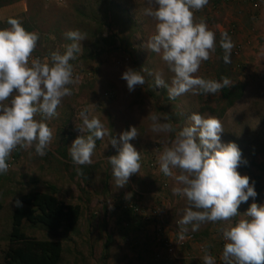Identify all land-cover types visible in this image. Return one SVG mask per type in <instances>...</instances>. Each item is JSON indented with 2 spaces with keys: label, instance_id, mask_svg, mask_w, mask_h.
Instances as JSON below:
<instances>
[{
  "label": "rangeland",
  "instance_id": "1",
  "mask_svg": "<svg viewBox=\"0 0 264 264\" xmlns=\"http://www.w3.org/2000/svg\"><path fill=\"white\" fill-rule=\"evenodd\" d=\"M213 1L209 0L203 9L194 11L195 22L203 18L216 35L215 52L211 53L209 60L202 62L195 75L211 80H217V75H221L228 77L231 85L244 88L240 100L222 117H218L224 107L219 92L204 94L197 89L196 94L189 92L169 99L166 88L155 86L157 72L169 85L174 74L161 55L147 48V40L155 33L156 24L153 18L145 15L147 0H28L33 8L27 15L30 7L24 13L19 8L13 10L10 18L24 21L31 20V16L38 24L34 27L40 39L33 58L43 59L57 50L63 54L64 46L72 43L64 35L70 30H78L85 40L80 42L81 50L75 54L76 59L70 61L74 77H78V82L69 86L72 95L63 98L57 108L58 115L47 121L54 133L47 154L43 157L37 155L34 145L27 149L17 148L8 160L7 173L0 174V256L5 247L4 238L10 231V217L15 207L13 197L31 190L43 192L52 186L57 189L59 199L82 209L77 232L71 234L65 243L67 251L61 264H139L131 253L135 255L139 246L148 240L138 241L131 233L142 236L147 225L136 224L137 218L123 213L122 206L135 203L148 211L154 207L164 208L167 202L170 220L175 222L182 218L187 200L173 193V188L181 187L175 180L180 171L173 169L172 177L165 176L160 171L159 156L165 144H170L177 132L190 123L188 117L192 113L212 115L221 121L224 129L221 142L236 143L242 151V160L247 161L241 163L238 172L249 176L250 183L259 186L257 182L264 177L261 125L264 122V0H257L256 7L250 5L253 18L244 22L242 31L238 27L234 35H229L234 44L229 64L223 62L222 33L218 32L219 26L226 25V17L224 14L215 16L227 7L220 4L215 7ZM109 3L115 6L111 7ZM237 44L242 50L234 56ZM126 68L148 70L142 73L145 84L133 92L128 91L126 82L121 79ZM84 109L88 110L89 119L99 118L110 135L97 140L92 163L83 165L90 168L87 171L78 169V172L76 169L81 165L73 163L68 150L77 136L89 134L80 116ZM152 115L159 117L160 123L172 124L174 131H152ZM34 118L40 120L43 116L38 113ZM130 126L137 127L139 133L131 143L140 151L142 166L124 187H117L107 159L117 154L110 139L112 136L118 138ZM60 153H64L65 158H61ZM15 154L18 157L13 159ZM81 172L84 174L83 183L79 179ZM261 182L264 185V181ZM251 202L254 201L249 198L245 204L248 206ZM237 219L206 222L195 232L191 231V225L188 228L198 239L206 232L208 234L212 224H221L220 231L234 225ZM28 234L50 239L41 230ZM108 237L111 242L107 246Z\"/></svg>",
  "mask_w": 264,
  "mask_h": 264
},
{
  "label": "clouds",
  "instance_id": "2",
  "mask_svg": "<svg viewBox=\"0 0 264 264\" xmlns=\"http://www.w3.org/2000/svg\"><path fill=\"white\" fill-rule=\"evenodd\" d=\"M147 3L145 15L156 21L147 48L161 55L174 74L169 85L157 72L156 87L166 88L169 99H175L189 92L196 94L197 89L214 94L231 85L228 77L222 76L217 81L195 75L216 49L215 33L203 18L199 22L194 19V10L203 9L209 0H147ZM7 23L9 27L0 29V174L7 173L8 160L17 148L34 145L37 155L47 154L54 138L47 121L58 115L63 98L72 95L69 86L77 83L78 77H74L70 61L76 59L80 42L85 40L78 30H70L64 35L72 43L64 46L63 54L57 50L43 59L33 58L40 34L27 31L18 18H10ZM220 47L225 53L223 62L231 63L234 44L227 32L221 34ZM144 71L148 70L126 68L121 74L129 92L145 84ZM87 112L84 109L80 116L89 134L77 136L68 150L73 163L81 166L92 163L97 140L110 135L101 120L89 119ZM38 113L43 119L34 118ZM150 119L152 131H174L172 124L160 123L156 115ZM188 119L190 123L177 132L170 144H165L159 156L160 171L165 176L172 177L173 169H179L175 180L181 187L173 188V193L184 196L188 204L178 221L179 239H185L188 225L195 232L203 223L227 222L240 216L234 225L220 229L225 241L222 260L224 264H264V204L253 202L246 212H238L242 203L249 198L255 201L258 195L250 177L237 170L241 163H247L242 160V151L234 142H221L224 129L217 117L192 113ZM138 136L137 127L130 126L118 138L110 139L117 154L107 159L117 187H124L141 169L140 151L131 143ZM15 206L20 208L23 204L17 199ZM203 260L204 264H215V258L207 250Z\"/></svg>",
  "mask_w": 264,
  "mask_h": 264
},
{
  "label": "trees",
  "instance_id": "3",
  "mask_svg": "<svg viewBox=\"0 0 264 264\" xmlns=\"http://www.w3.org/2000/svg\"><path fill=\"white\" fill-rule=\"evenodd\" d=\"M21 0H0V8L15 4ZM27 2V13L32 11L33 6ZM40 4V3H39ZM114 7V3L108 4ZM37 11H35L36 13ZM36 16V15H34ZM6 19L0 23V29L9 27ZM24 20L23 26L27 31L36 32L34 26V18ZM221 75H217L219 81ZM244 88L241 85H230L219 91L220 99L224 101V107L218 113V117H222L224 112L231 108L234 103L242 97ZM262 125V133L264 134V122ZM63 141V140H62ZM61 158H65L64 153H60ZM18 155H13L17 158ZM88 166H80L76 170L87 171ZM83 173L79 179L83 183ZM19 199L23 207H14L10 217V231L4 238L5 247L1 251L0 264H61L62 257L67 251L65 247L66 241L70 240V235L77 232L80 219L82 217V209L79 205L66 204L62 199L57 197V189L49 186L45 191L31 190L26 193L15 195L12 203ZM2 205L0 204V211ZM106 213V207H104ZM35 230H41L46 233L48 238H37L28 234ZM196 239V237H195ZM197 241V240H196ZM111 242L108 237L106 245Z\"/></svg>",
  "mask_w": 264,
  "mask_h": 264
},
{
  "label": "crops",
  "instance_id": "4",
  "mask_svg": "<svg viewBox=\"0 0 264 264\" xmlns=\"http://www.w3.org/2000/svg\"><path fill=\"white\" fill-rule=\"evenodd\" d=\"M250 5L251 4L247 0H237L236 2L228 4L227 6L223 5V7L227 8L219 11L220 13L215 16L220 17L224 14V18L226 17L224 21L226 23L231 21L235 22L242 31L244 22H246L250 17L253 18V10L251 9ZM16 8H19L23 13L26 12V1L21 0L17 2V4L3 7L2 10H0V22L3 23L6 19L12 17L13 15L11 13H13V10ZM259 180L260 182H257L259 183V186H255L257 190L256 192L258 194L255 200L256 203L263 204L264 199H261V193L264 194V185L261 180L264 181V177L262 176ZM251 203H249L248 206L245 203H242L238 208V212L241 214L246 212ZM165 204V209L167 210L166 223L169 225L174 223V221H171L168 216L170 211L169 204L167 202ZM235 218H238L237 220H239L241 217L237 216ZM219 226L222 227L221 224H212V227L208 229V234L206 232L204 234L205 236H201L198 239L196 238L197 241L195 244L182 249L177 256L178 260L175 261L168 259L166 256H164L160 261L155 260V254L159 253L161 249L155 243V226L153 227V225H148L142 236H140L141 234L139 235L138 233H131L132 236L136 237V240L145 242V238H147L148 242L145 244L143 243V245L141 244L135 255H132V253L130 251L129 252L131 253V256L137 257L139 264H204L203 256L205 252L200 251V248L202 247L205 248V250H207L215 258V264H224V261L222 260V251L218 246V242L222 238V233L219 231ZM168 234L170 237H172L170 230ZM161 254H163V252H161Z\"/></svg>",
  "mask_w": 264,
  "mask_h": 264
},
{
  "label": "built area",
  "instance_id": "5",
  "mask_svg": "<svg viewBox=\"0 0 264 264\" xmlns=\"http://www.w3.org/2000/svg\"><path fill=\"white\" fill-rule=\"evenodd\" d=\"M233 1L237 0H214L215 7H218L216 5H227L232 3ZM251 5L256 7L257 1L255 0H247ZM212 5V6H214ZM195 11V10H194ZM238 30V26L235 22H227L226 25L219 26L218 32L224 33L227 32L228 35L232 36L234 35ZM233 54L234 56H238L242 50L241 45H238L235 47ZM14 159V158H13ZM167 185L165 184L164 187ZM261 199H264V194H261ZM262 203V202H261ZM260 204V203H259ZM264 204V203H263ZM122 212L132 215L137 218L136 224L145 223L148 225L155 226V243L159 246L161 251L157 254H155V260L160 261L164 256H166L170 260H178L177 256L179 255L180 251L187 246L193 245L196 243V239L194 234L187 232L185 234V239L180 240L179 239V229L180 225L178 224V221L167 224L166 218H167V210L165 207H154L152 209H149L146 211L143 209L140 205L135 203H129V204H123L122 206ZM171 231L172 237L169 236L168 232ZM225 241L223 237L219 240L218 246L221 251H223V245ZM200 251L205 252V248H200ZM163 252V254H161Z\"/></svg>",
  "mask_w": 264,
  "mask_h": 264
}]
</instances>
